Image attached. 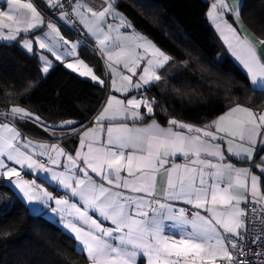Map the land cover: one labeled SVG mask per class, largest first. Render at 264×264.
Instances as JSON below:
<instances>
[{"label": "snow or ice", "instance_id": "snow-or-ice-1", "mask_svg": "<svg viewBox=\"0 0 264 264\" xmlns=\"http://www.w3.org/2000/svg\"><path fill=\"white\" fill-rule=\"evenodd\" d=\"M243 7L213 0L208 16L246 70L249 100L209 80L207 99L227 104L196 125L165 105L169 87H187L183 70L198 56L177 64L136 28L122 0H0V47L20 46L42 78L63 67L101 92L83 119H65L15 99L30 98L36 80L0 81V179L30 215L58 216L74 241L65 264H264V14L250 18L257 35ZM14 207L0 208V218Z\"/></svg>", "mask_w": 264, "mask_h": 264}, {"label": "trees", "instance_id": "trees-1", "mask_svg": "<svg viewBox=\"0 0 264 264\" xmlns=\"http://www.w3.org/2000/svg\"><path fill=\"white\" fill-rule=\"evenodd\" d=\"M211 4V0H122V9L136 28L173 54L177 64L189 59V52L198 56V60L191 61L190 71L183 70L187 87L182 86L179 92L169 87L171 95L165 105L169 112L179 114L178 119L197 125L215 119L227 104L226 97L207 99L214 89L207 81L226 84L241 102H247L250 96L246 71L231 57L223 55L222 40L208 16ZM243 5L246 25L259 35V26H253L249 21L251 17L259 18L264 14V3L244 0ZM199 60L209 65L219 61L222 66L219 72L208 71L199 66ZM38 66V60L20 46L0 47V81L21 82L29 78L37 81L29 85L33 89L30 98L15 96V99L23 98L26 104L33 105L34 111L57 112L65 119H83L84 106L92 109L99 103L100 90L87 80L70 75L63 67L42 78ZM168 71L178 74L182 69L173 67ZM225 73H230L231 78H226ZM157 93L158 88H154L152 94ZM180 95L185 97L183 102L173 98ZM189 99L193 103H187ZM159 119L163 122L166 117ZM9 202L15 207L0 218V264H65L64 251L74 241L61 225L44 213L30 215L17 190L10 183L0 182V208ZM11 225L14 227L10 234L3 235L2 230ZM73 259L75 264H87L84 257Z\"/></svg>", "mask_w": 264, "mask_h": 264}, {"label": "crops", "instance_id": "crops-1", "mask_svg": "<svg viewBox=\"0 0 264 264\" xmlns=\"http://www.w3.org/2000/svg\"><path fill=\"white\" fill-rule=\"evenodd\" d=\"M212 1V3H213V0H211ZM24 2H28V0H24ZM88 2L89 3H93V0H88ZM95 2L96 3H98L99 2V0H95ZM242 3H244V0H242ZM212 5V4H211ZM211 21V20H210ZM212 23V22H211ZM213 24V23H212ZM214 25V24H213ZM235 26V25H234ZM247 26V25H246ZM214 27H215V25H214ZM216 30V29H215ZM217 32V31H216ZM218 34V33H217ZM250 35H251V32L249 33ZM219 35V34H218ZM220 37V36H219ZM220 39H221V37H220ZM222 40V39H221ZM222 42V44H223V55L224 56H228V57H231L235 62H237L241 67H242V65L239 63V61L231 54V52L229 51V49L227 48V46L224 44V42H223V40L221 41ZM38 51H42V50H39L38 49ZM243 68V67H242ZM244 69V68H243ZM245 70V69H244ZM246 71V70H245ZM118 84H119V81H118ZM114 95H116V96H118V97H121L122 96V94L121 93H113ZM197 125V124H196ZM178 162H182V161H179L178 160ZM18 167V166H17ZM26 178H32V177H26ZM0 182H7V183H9L8 181H6V180H2V179H0ZM40 181H38V183H39ZM13 186V185H12ZM45 187H48V185H44ZM14 187V186H13ZM15 188V187H14ZM16 189V188H15ZM17 190V192H18V194L20 195V197L22 198V194L21 193H19V191H18V189H16ZM49 190H52V188L51 187H49ZM42 213H44L48 218H50L51 220H53V221H55V222H58L59 224H60V222H59V218H58V216H56V215H54V214H52L51 213V210L50 209H44L43 210V212Z\"/></svg>", "mask_w": 264, "mask_h": 264}, {"label": "rangeland", "instance_id": "rangeland-1", "mask_svg": "<svg viewBox=\"0 0 264 264\" xmlns=\"http://www.w3.org/2000/svg\"><path fill=\"white\" fill-rule=\"evenodd\" d=\"M223 50V49H222ZM220 59H223V56L222 55H220Z\"/></svg>", "mask_w": 264, "mask_h": 264}]
</instances>
